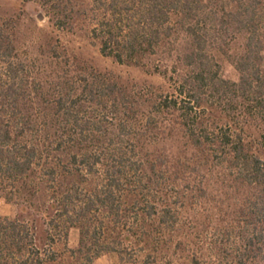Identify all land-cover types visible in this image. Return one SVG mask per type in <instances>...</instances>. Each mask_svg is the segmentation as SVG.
<instances>
[{
    "label": "trees",
    "instance_id": "trees-1",
    "mask_svg": "<svg viewBox=\"0 0 264 264\" xmlns=\"http://www.w3.org/2000/svg\"><path fill=\"white\" fill-rule=\"evenodd\" d=\"M29 1L61 31L86 27L101 54L123 65L143 64L181 34L187 47L178 64L186 71L173 91L144 97L84 68L65 47L21 60L15 33L0 19V187H10L8 200L27 215L0 216V264H55L74 227L81 239L71 251L82 264L109 253L138 264L121 249L134 243L128 230L151 246L175 226L193 182L174 179L180 167L157 156L169 129L235 180L264 191L262 147L247 131L255 126L264 139V0ZM215 51L230 58L239 81L221 74ZM261 194L252 216L264 224Z\"/></svg>",
    "mask_w": 264,
    "mask_h": 264
},
{
    "label": "rangeland",
    "instance_id": "rangeland-1",
    "mask_svg": "<svg viewBox=\"0 0 264 264\" xmlns=\"http://www.w3.org/2000/svg\"><path fill=\"white\" fill-rule=\"evenodd\" d=\"M0 19L6 21L10 31L15 33L21 60L32 61L38 52L47 50L50 45L65 47L73 60L84 68L108 73L144 97L150 91H173L174 79L186 71L178 64V52L187 47L186 38L181 34L174 37L160 53L146 58L143 64L123 65L101 54L99 44L91 39L86 27L74 31L57 29L37 2L0 0ZM240 45L241 40L233 45L232 53H237ZM214 53L221 64V74L226 79L239 81V72L230 58L219 51ZM2 73L0 63V77ZM2 84L0 81V87ZM22 92L18 91L19 94ZM217 117L219 123H224L220 115ZM247 131L251 137L259 139L262 147L260 155L264 159L263 132L255 126ZM160 139V146L151 149L158 150L157 156L180 167L177 168L179 173H172L173 178L177 181L190 178L193 182L188 187L189 192L185 191L189 194L182 192L187 198L185 205L179 204L175 226L157 233L151 246H146V236L128 230L134 243H122L125 257L134 258L138 264H144L145 260H149L150 264H241V256L247 255L250 259L244 264H264V239L259 240L257 236L261 232L264 237V224L260 218L252 216L255 195L262 193L264 196V191L235 180L221 167L206 161L202 153L191 147L182 131L166 130ZM8 189L5 192L0 187V216L16 219L23 214L18 201L8 200L6 193L10 195V187ZM130 215L132 221L133 212ZM25 217L27 215L24 214L22 219ZM249 235L255 242L247 247L244 238ZM80 239V229L71 228L68 248L64 242L57 246L60 259L55 264H82L80 255L73 256L71 251L79 247ZM148 255H151L150 259ZM94 264L133 263L122 260L117 253H109L98 258Z\"/></svg>",
    "mask_w": 264,
    "mask_h": 264
}]
</instances>
